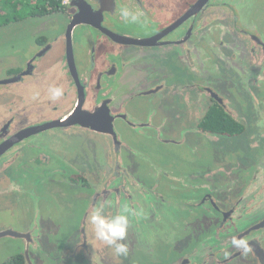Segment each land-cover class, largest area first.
I'll return each instance as SVG.
<instances>
[{"label":"flooded vegetation","instance_id":"1","mask_svg":"<svg viewBox=\"0 0 264 264\" xmlns=\"http://www.w3.org/2000/svg\"><path fill=\"white\" fill-rule=\"evenodd\" d=\"M124 8L136 13L139 22H125L120 15ZM263 13V4L256 0H65L64 10L40 19L56 34L40 35L26 63L8 69L0 79V93L28 92V103L17 105L8 99L0 105V194L18 195L19 201L10 199L8 205L26 210L28 168L46 176L70 170L75 174L71 183L90 193L85 204L89 214L103 203L104 213L112 216L127 202L138 213L130 217L128 232L135 236L144 232L151 244L165 247L171 237L197 233L190 222L178 223L175 217L185 215V207L188 214L205 210L210 218L207 229L177 251L175 256L180 257L173 264H264V166L233 200L214 198L207 189L197 199L175 204L156 189L161 182L157 175L155 180L138 175L132 163L148 156L128 138L132 132L161 145L187 143L188 129L175 138L171 128L175 120L186 122L188 110L176 116L171 98L180 94L188 101L191 86L202 104L196 112L201 120L198 129L216 142L246 137L249 116L207 77L212 68L224 67L235 89L264 86V30L258 25ZM162 51L198 72L201 80L193 85L175 83ZM242 76L248 85L241 82ZM54 87L63 89L55 101L50 99ZM137 97L144 100L147 114L127 107V101ZM214 112L242 124V133L210 131L206 126ZM102 141L104 150L95 160L94 151ZM18 168L24 179H17ZM146 168L155 174L158 169L153 163ZM151 216L153 225L145 230ZM250 216L259 219L247 221ZM164 220L170 222L168 228H161ZM3 224L0 239L21 240L25 264L42 261L44 229L50 232L45 219L33 216L20 228ZM82 228L79 247L85 248L89 262L100 264L98 254L92 253V233L85 225ZM232 236L247 239L251 251L245 255L235 249Z\"/></svg>","mask_w":264,"mask_h":264},{"label":"rangeland","instance_id":"2","mask_svg":"<svg viewBox=\"0 0 264 264\" xmlns=\"http://www.w3.org/2000/svg\"><path fill=\"white\" fill-rule=\"evenodd\" d=\"M256 1L258 3L261 1L264 6V0ZM40 19L41 17H30L0 27V79H5L8 69L18 68L26 63L28 56L36 50L37 38L40 35L56 34V30L48 27L50 25L46 20L42 23ZM258 25L264 30V13ZM162 53L167 55L166 60L163 61L170 65L175 83L193 85L201 80L198 72H192L184 62L175 59L172 53L164 51ZM223 68L221 67L220 71L212 68V74L207 78L214 81L210 84L217 87L219 92L226 91L232 103L243 108V113L249 116L246 137L238 136L216 142L210 140L198 129L200 119L198 120L196 112L202 104L197 98L198 92L195 86H191L193 90L188 88L190 93L188 101L180 94L171 98L177 107L174 110L176 116L182 109L188 110L186 122L180 123L175 120L171 128L172 136L175 138H179L181 131L185 135V129H188L187 143L172 144V146L161 145L157 144L154 138L129 133L131 138H128L131 144L140 148L148 156L139 158L136 161L137 164L132 163L135 168H138V175L143 177L148 174L153 180L157 175V179H161V182L157 184L156 189L167 200L175 204L197 199L207 189L212 191L214 198L233 200V197L238 195L252 180L255 172L260 171L259 167L264 166V86L251 89V91L250 89H235L233 82L226 77L227 70ZM219 79L221 81H218ZM241 82L245 83V86L248 85L247 77L242 76ZM1 88L3 85H0ZM8 99L17 102V105L24 101L28 103V92L0 93V105ZM127 102V107L143 115L147 114L142 104L144 100H141V97ZM255 122L262 123L263 127H258ZM262 131L263 134H261ZM252 138H256L259 144H254L256 141ZM97 147L94 156L104 150L103 141L98 143ZM96 158L95 156L94 159ZM98 158L101 160L103 155ZM152 163L158 167L156 174L146 168ZM21 172L19 168L16 170L17 179H24ZM150 172H153L152 175ZM52 173L46 176V174L35 173L33 169L28 168V209L26 210L19 208L18 204L13 203L11 207L8 205L7 202L10 199L19 201L16 197L18 195L12 196L4 192L0 194V228L5 226L3 222L6 225L10 223L12 227L20 228L27 221L29 224L33 216H39L40 220L43 218L49 223L50 232L44 229L45 239L41 243L39 253L42 261L35 260L37 264L95 263L94 261L89 262L85 248L79 247L83 225H85V230L87 228L92 233V253L95 256L98 254L100 264H173L180 257L179 254L175 256L177 251H183L207 229V220L210 218L204 213L205 210L201 208L188 214V209L185 207L183 209L186 214L176 216V221L178 223L183 221L184 224L190 222L193 228L198 229L197 233L184 238L171 237L164 242L167 243L164 247L162 244H151L149 235L142 231H139L140 233L138 232L136 236L128 232L124 241L128 245V254L118 256L114 248L95 238L92 226L87 222L90 214L88 206L85 205L89 201L90 193L77 189V186L71 183L75 174L70 170L61 175L53 173L52 176ZM166 214L168 216V212ZM258 219V216H250L247 221ZM166 223L170 224L169 221ZM166 223L165 220L161 221V228H168ZM152 225L151 216L145 222V230ZM261 235L264 237V228L261 229ZM24 250L21 240L10 236L1 238L0 263Z\"/></svg>","mask_w":264,"mask_h":264},{"label":"clouds","instance_id":"3","mask_svg":"<svg viewBox=\"0 0 264 264\" xmlns=\"http://www.w3.org/2000/svg\"><path fill=\"white\" fill-rule=\"evenodd\" d=\"M120 15L125 22L137 23L139 22V16L136 13L131 12L129 9H121ZM63 95V89L60 87H54L50 89V99L55 101ZM138 215V213L125 202L119 212L115 215L108 216L104 213V204L101 203L98 207H95L92 213L87 217V222L92 226L95 238L114 248L115 253L123 256L128 254V245L124 241L126 240L130 217ZM231 245L240 250L242 254H247L251 251V246L247 239L236 236L231 237ZM228 253L225 252V256Z\"/></svg>","mask_w":264,"mask_h":264},{"label":"trees","instance_id":"4","mask_svg":"<svg viewBox=\"0 0 264 264\" xmlns=\"http://www.w3.org/2000/svg\"><path fill=\"white\" fill-rule=\"evenodd\" d=\"M64 8L65 0H0V27L30 17H46ZM206 127L213 132L231 135H238L244 129L242 124L219 112L211 114ZM1 264H25V258L23 254L18 253Z\"/></svg>","mask_w":264,"mask_h":264},{"label":"water","instance_id":"5","mask_svg":"<svg viewBox=\"0 0 264 264\" xmlns=\"http://www.w3.org/2000/svg\"><path fill=\"white\" fill-rule=\"evenodd\" d=\"M49 126H51V125H49ZM45 127H46V126H45ZM47 127H48V126H47ZM47 127H46V128H47Z\"/></svg>","mask_w":264,"mask_h":264}]
</instances>
